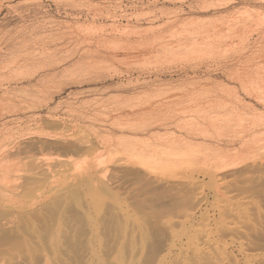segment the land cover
Returning a JSON list of instances; mask_svg holds the SVG:
<instances>
[{"label":"rangeland","instance_id":"374dc122","mask_svg":"<svg viewBox=\"0 0 264 264\" xmlns=\"http://www.w3.org/2000/svg\"><path fill=\"white\" fill-rule=\"evenodd\" d=\"M262 73L264 0H0V264H264Z\"/></svg>","mask_w":264,"mask_h":264},{"label":"bare ground","instance_id":"6f19581e","mask_svg":"<svg viewBox=\"0 0 264 264\" xmlns=\"http://www.w3.org/2000/svg\"><path fill=\"white\" fill-rule=\"evenodd\" d=\"M201 33V32H200ZM199 32H198V34H200ZM196 34H197V32H196ZM195 34V36L197 37V36H199V35H196ZM207 35H205V36H201L200 35V37H202V38H200L199 40L198 39H195L194 40V38H193V40H191L190 41V47H194V46H197V45H201V44H205V43H208V42H213L214 40H221V38H219L217 35H215L213 32L211 33V34H213V35H208L209 33H206ZM194 35V34H193ZM222 37V36H221ZM198 38V37H197ZM221 42V41H220ZM191 50H193V49H191ZM191 50L189 49V51L191 52ZM195 50V49H194ZM178 52V51H177ZM180 52H181V50H180ZM188 52V51H187ZM194 51H192L191 53H193ZM203 54H204V52H203ZM180 56V55H179ZM239 74V73H238ZM249 75V74H248ZM236 76H238V77H235L234 79L235 80H237L238 81V83L240 84V86L241 87H243V88H247V89H245V90H247V92H248V94H250L251 96H253L254 97V99H255V101H256V99L257 100H262V102H264V99H260V97L257 95L258 93H261V94H264V74L262 73V75H259V76H257V75H255V76H257L256 77V80H253L252 82H250L251 81V79H250V81H249V79H248V81L246 80V78L248 77H246L245 78V76H243L244 78H245V80H242L241 78H239V75H236ZM240 77H241V73H240ZM242 77V78H243ZM253 77V76H252ZM252 77H250V78H252ZM249 78V77H248ZM250 83L253 85V86H251L250 85ZM248 85H250V86H248ZM239 86V87H240ZM240 87V88H241ZM243 88H241V89H243ZM245 90H244V92H245ZM259 91V92H258ZM216 92V91H215ZM217 92H221V91H217ZM251 92H257V94L256 95H253V93H251ZM208 93V92H207ZM223 93H224V90H223ZM246 93V92H245ZM222 94V93H221ZM247 94V95H248ZM214 95V94H213ZM219 95V94H218ZM224 95V94H223ZM229 95V94H228ZM249 95V96H250ZM183 96V95H182ZM217 96V95H216ZM262 96V95H261ZM209 97H210V95H209ZM221 98H223V96H220ZM228 97V96H227ZM261 98H263V97H261ZM202 99V98H201ZM195 100V99H194ZM203 100V99H202ZM217 101H218V98L216 99ZM220 100V99H219ZM223 100V99H222ZM192 101V100H191ZM167 102V101H166ZM209 102V101H208ZM221 102V101H220ZM167 103H170V102H167ZM211 103V102H210ZM213 103V102H212ZM219 103V102H218ZM257 103V102H256ZM196 104H199V103H196ZM204 104H208V103H205L204 102ZM203 104V105H204ZM215 104V103H214ZM227 104V103H226ZM217 105V104H216ZM194 106V105H193ZM196 106V105H195ZM198 106V105H197ZM199 106H201L200 104H199ZM205 106V105H204ZM206 106H208V105H206ZM222 107V106H221ZM201 108H202V106H201ZM202 110V109H201ZM200 110V111H201ZM203 111V110H202ZM196 112H198V110L196 111ZM208 112V111H207ZM233 113V112H232ZM236 115V114H235ZM219 117H221L220 115H218ZM234 116V115H233ZM217 116L215 115V118H216ZM229 117H231V116H229ZM215 118L213 119V121H215ZM232 118V117H231ZM219 119V118H218ZM217 119V120H218ZM229 120H232V119H230V118H228ZM228 119H226V120H228ZM222 121L224 120V117H223V119H221ZM221 120H220V122H221ZM236 121V120H235ZM241 121V120H240ZM217 122V121H216ZM215 122V123H216ZM224 123H225V121H223ZM228 122V121H227ZM224 123H222V124H224ZM217 124L219 125V122H217ZM217 124H215L216 126H215V128L217 127ZM226 124V123H225ZM224 124V125H225ZM161 125V124H160ZM226 125H228V124H226ZM220 127H224L223 125H219V128ZM217 129H218V127H217ZM246 130V129H245ZM244 130V131H245ZM218 131V130H217ZM71 145V144H70ZM61 146V145H60ZM81 147V146H80ZM87 147V146H86ZM148 149V148H147ZM151 154V153H150ZM176 155H174V157H175ZM161 160V159H160ZM165 163H166V161H165ZM169 162L167 161V164H168ZM171 164V163H170ZM167 166V165H166Z\"/></svg>","mask_w":264,"mask_h":264}]
</instances>
